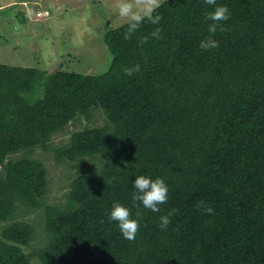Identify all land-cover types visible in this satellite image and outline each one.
<instances>
[{
  "label": "trees",
  "instance_id": "trees-1",
  "mask_svg": "<svg viewBox=\"0 0 264 264\" xmlns=\"http://www.w3.org/2000/svg\"><path fill=\"white\" fill-rule=\"evenodd\" d=\"M217 4L231 15L212 50L199 42L213 6L163 0L158 24L128 39L125 23L104 34L113 58L100 74L0 63V264H264V0ZM134 65L140 71L123 72ZM95 108L105 124L73 132L56 151L79 168L101 156L99 170L77 176L65 204L45 206L46 240L33 259L24 246L35 227L15 216L19 205L43 207L47 168L13 157L53 150V134ZM140 173L168 185L159 212L132 207ZM114 202L141 212L135 240L109 219Z\"/></svg>",
  "mask_w": 264,
  "mask_h": 264
},
{
  "label": "rangeland",
  "instance_id": "rangeland-1",
  "mask_svg": "<svg viewBox=\"0 0 264 264\" xmlns=\"http://www.w3.org/2000/svg\"><path fill=\"white\" fill-rule=\"evenodd\" d=\"M15 1L22 0H0V63L40 68L49 73L63 68L100 74L109 67L113 56L104 34L110 28L124 24L115 11L117 0H23L27 5L24 2L10 5ZM42 9L49 10L50 15H37ZM21 10H26L25 17L20 15ZM92 115L91 119L81 115L64 131L53 134L50 140L53 150L36 147L13 157L39 159L47 168L48 188L43 207L27 209L19 205L15 216V220H26L35 227L34 239L24 246L33 259L35 249L46 240L45 206L65 204L72 181L82 174L96 175L99 170L101 156H88L79 168L76 161L60 157L56 151L69 144L73 132L85 126L105 124L106 117L101 108L93 109Z\"/></svg>",
  "mask_w": 264,
  "mask_h": 264
},
{
  "label": "clouds",
  "instance_id": "clouds-1",
  "mask_svg": "<svg viewBox=\"0 0 264 264\" xmlns=\"http://www.w3.org/2000/svg\"><path fill=\"white\" fill-rule=\"evenodd\" d=\"M205 2L213 6L211 10L206 13V19L212 23L208 25V32L210 35L199 42V48L202 50H212L219 47V41L214 38V34L218 29L223 31L224 26L220 22L227 21L231 12L226 4H217V0H205ZM160 3L161 0H117L115 11L127 26L124 32V38L128 39L132 33L140 28L142 23L150 22L151 24H158L161 17L155 10L159 8ZM25 5L27 4L25 3ZM46 10L47 9L39 10L37 15H39V12H44ZM47 11L49 12L47 14L48 16L50 15V11ZM41 15L45 14L43 13ZM151 36L158 39L160 36V29L157 27L151 32ZM138 71H140L139 65L123 68V72L128 76ZM134 176V180H131L133 189L131 195L132 207L140 209L142 206L144 209L151 210L152 212H159L160 205L166 203L169 199V189L165 180L161 176L152 177L143 173L134 174ZM204 211L211 214L213 208L209 206L204 209ZM141 215L139 210L133 215L132 210L128 206L120 202H114L109 213V219L116 222V226L122 237L131 241L136 238V234L140 227ZM171 215L172 212L170 211L167 215H161L159 217L158 227L160 229L163 230L167 228L171 222Z\"/></svg>",
  "mask_w": 264,
  "mask_h": 264
},
{
  "label": "flooded vegetation",
  "instance_id": "flooded-vegetation-1",
  "mask_svg": "<svg viewBox=\"0 0 264 264\" xmlns=\"http://www.w3.org/2000/svg\"><path fill=\"white\" fill-rule=\"evenodd\" d=\"M23 2L25 3V1H23V0H22V1H19V2L15 1V3H11L10 5H22V4H24ZM24 5H25V4H24ZM0 7H1V6H0ZM21 11H22V10H21ZM23 11H24V10H23ZM23 11H22V12H23ZM26 14H27V13H26Z\"/></svg>",
  "mask_w": 264,
  "mask_h": 264
},
{
  "label": "built area",
  "instance_id": "built-area-1",
  "mask_svg": "<svg viewBox=\"0 0 264 264\" xmlns=\"http://www.w3.org/2000/svg\"><path fill=\"white\" fill-rule=\"evenodd\" d=\"M45 14V15H47L49 12L46 10V11H44V12H39V15H41V14Z\"/></svg>",
  "mask_w": 264,
  "mask_h": 264
}]
</instances>
